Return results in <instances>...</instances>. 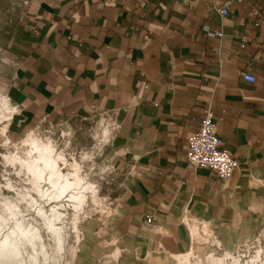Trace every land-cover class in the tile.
<instances>
[{
	"label": "crops",
	"instance_id": "obj_1",
	"mask_svg": "<svg viewBox=\"0 0 264 264\" xmlns=\"http://www.w3.org/2000/svg\"><path fill=\"white\" fill-rule=\"evenodd\" d=\"M7 24L3 85L21 125L112 123L105 149L127 204L112 230L165 264L195 252L193 236L248 240L264 218V0H20ZM208 108L240 162L228 181L186 158Z\"/></svg>",
	"mask_w": 264,
	"mask_h": 264
},
{
	"label": "rangeland",
	"instance_id": "obj_2",
	"mask_svg": "<svg viewBox=\"0 0 264 264\" xmlns=\"http://www.w3.org/2000/svg\"><path fill=\"white\" fill-rule=\"evenodd\" d=\"M19 1L0 0V95L4 97L7 95L3 85L1 65L3 34L6 29L10 28L7 22L17 16ZM5 108L7 107L1 104L3 113L8 116L0 122V197L14 201L20 207L17 210V217H12L3 225V230H0L2 232L0 239L10 232L21 230V226L24 225L36 229L40 243L37 249H34L30 244L26 246L22 264H45L42 254L45 249L41 248V244H44L45 248L50 251L52 257L50 264H165L161 257L147 258L145 245H138L140 249H135V242L122 236L120 230H112V227L120 221L123 207L127 205L124 204L122 175L113 169L105 149L107 141L103 137V130L107 125L111 128L112 123L99 115L91 117L76 115L42 122L30 120L21 125L18 122L19 109L11 102L8 104L7 110H9L7 111ZM7 124L6 135H3L1 128ZM29 133H34L42 140H50L53 144H57L64 151L69 162H72V158H74L81 165V174H87V179L95 183L98 198L102 201L103 211L97 208V203L93 201L92 197L88 198L82 209L77 210L69 204L68 199L48 201L33 190L29 177L20 173L19 168L8 163L4 157L9 151L14 150V145ZM28 148L27 145L22 148V151ZM82 152H88L89 157L83 159ZM68 168H70L69 165H63L65 171ZM9 184L10 186H8ZM25 188L28 189L30 196L38 200L36 206L30 204L28 206L26 201L19 200L20 189L25 190ZM1 198L0 211L2 208ZM39 205L47 216H50L55 208L62 213V217L54 222V234L45 226L46 216H41L38 213ZM108 210H111L109 215H107ZM78 213L80 215L78 220L76 219L75 228L74 219ZM199 232L202 237H209L205 234L204 229H200ZM213 239H216L213 233L210 235L208 243L206 241L198 242L193 236L194 261L198 260L205 264L207 254L215 253L218 256H224L227 252L236 253V255L241 253L243 260H248L255 254L259 245L264 248V218L257 223L248 240L244 239L239 242L234 249L224 248L222 245L219 246L221 248L219 249L215 244L216 240L212 241ZM258 239L261 241L259 244L257 243ZM221 242L227 247L224 241L221 240ZM248 246L250 248H247ZM116 248H119L120 256L116 261L107 262L106 257L110 256ZM187 252L184 250L181 254ZM226 260L230 262V259ZM170 263L177 264V260L172 257Z\"/></svg>",
	"mask_w": 264,
	"mask_h": 264
},
{
	"label": "bare ground",
	"instance_id": "obj_3",
	"mask_svg": "<svg viewBox=\"0 0 264 264\" xmlns=\"http://www.w3.org/2000/svg\"><path fill=\"white\" fill-rule=\"evenodd\" d=\"M1 104L8 108L9 102L6 97L0 95V122L8 116L3 113ZM7 108L5 109L7 110ZM1 129L2 134L6 135L8 124L4 125ZM7 142L9 141L7 140ZM27 145L29 148L22 151V148ZM89 155L88 152H82L83 159H86ZM4 157L8 163L19 168L20 173L29 177L33 190L40 194L42 198H46L48 201L68 199L72 207L80 210L84 207L88 198L92 197L93 201L97 203V208L103 211L102 201L98 198L95 183L87 179V174H81V165L74 158H72V162H69L65 157L64 151L50 140H42L34 133H29L18 144L14 145V150L9 151ZM63 165H69L70 168L65 171ZM19 195L20 201H26L28 206L29 204L36 206L38 200L30 196L31 194H29L28 189H20ZM1 199L0 230H3L2 227L6 222L12 219V217H17V210L20 206L9 199ZM38 213L41 216H46L45 226L47 230L49 229L54 234V222L62 217V213L58 212L55 208L52 214L47 216L41 205L38 207ZM110 213L111 210H108L107 215ZM79 215L80 213L75 215V228ZM1 233L0 231V235ZM260 242V239H258L257 243L259 244ZM217 243L218 246L221 245L220 242ZM28 244L32 245L34 249H37V246L40 245L39 234L31 226L25 227L22 225L21 230H16L5 235L0 239V264L24 263L23 253L26 251ZM41 248L45 249L44 252L41 249L45 264H50L52 259L50 251L45 248L44 244H41ZM247 248H250V246ZM194 254V252H190L185 255H178V264H202L198 260H193L195 258ZM226 259H230V262H227ZM205 264H264V248L259 245L256 248L255 254L248 260H243L241 253L236 255V253L227 252L224 256L209 253L207 254Z\"/></svg>",
	"mask_w": 264,
	"mask_h": 264
},
{
	"label": "built area",
	"instance_id": "obj_4",
	"mask_svg": "<svg viewBox=\"0 0 264 264\" xmlns=\"http://www.w3.org/2000/svg\"><path fill=\"white\" fill-rule=\"evenodd\" d=\"M219 13L226 16L228 8L220 9ZM242 75L249 82L256 81V77L250 73L244 72ZM215 128L214 112L208 108L199 129L188 139L186 158L191 165L209 169L220 179L228 181L234 176L240 162L225 147L223 138L216 133ZM146 221L152 223L153 218L147 216Z\"/></svg>",
	"mask_w": 264,
	"mask_h": 264
}]
</instances>
